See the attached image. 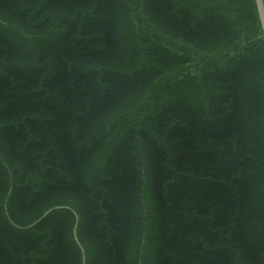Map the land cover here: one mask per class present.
<instances>
[{
	"label": "trees",
	"instance_id": "16d2710c",
	"mask_svg": "<svg viewBox=\"0 0 264 264\" xmlns=\"http://www.w3.org/2000/svg\"><path fill=\"white\" fill-rule=\"evenodd\" d=\"M83 252L264 264L256 0H0V264Z\"/></svg>",
	"mask_w": 264,
	"mask_h": 264
},
{
	"label": "water",
	"instance_id": "95a60500",
	"mask_svg": "<svg viewBox=\"0 0 264 264\" xmlns=\"http://www.w3.org/2000/svg\"><path fill=\"white\" fill-rule=\"evenodd\" d=\"M256 5H257V9H258V13H259V18H260V22L262 25V29H263V34H264V0H256ZM56 208L59 206H55ZM52 208H50L49 210H47L43 215L47 214ZM40 219V218H39ZM76 239L78 240L77 236ZM82 264H85V255L83 252V261Z\"/></svg>",
	"mask_w": 264,
	"mask_h": 264
}]
</instances>
